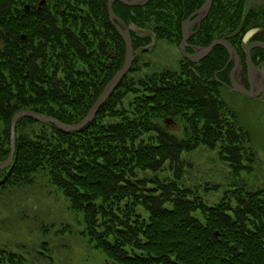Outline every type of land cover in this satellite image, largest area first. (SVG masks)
I'll return each mask as SVG.
<instances>
[{"label":"trees","instance_id":"16d2710c","mask_svg":"<svg viewBox=\"0 0 264 264\" xmlns=\"http://www.w3.org/2000/svg\"><path fill=\"white\" fill-rule=\"evenodd\" d=\"M42 1L0 0V162L10 155L17 112L77 124L125 61V43L109 21L107 0H46L39 8ZM203 4L115 3L132 37L131 70L79 132L32 118L18 121L14 159L0 171V204L15 190L46 179L82 216V236L112 264H264V186L248 181L258 151L248 149L250 135L223 100L215 76L229 81L228 51L218 46L199 63L181 57L177 69L153 72H146L151 64L138 56L154 39L178 46L182 23ZM226 6L215 0L190 42L207 47L227 37L244 59L250 21L240 31V19L229 17ZM84 8L87 14L80 17ZM64 11L72 16L52 15ZM258 66L263 71L264 62ZM170 120L181 124L179 135L164 126ZM202 147L218 151L232 176L225 187L203 186L206 194L224 188L215 204L185 181L192 165L183 155ZM165 166L173 176L160 179ZM0 264L26 261L0 247Z\"/></svg>","mask_w":264,"mask_h":264},{"label":"rangeland","instance_id":"374dc122","mask_svg":"<svg viewBox=\"0 0 264 264\" xmlns=\"http://www.w3.org/2000/svg\"><path fill=\"white\" fill-rule=\"evenodd\" d=\"M85 11L84 8L81 12L83 15L73 14L85 17ZM55 15L72 16L66 11ZM145 50L146 53L138 56L143 62H150L151 67L146 72L177 69L181 60L178 47L166 41L154 39ZM222 98L235 111L240 126L247 129L251 138L248 149L254 151L255 147L258 151L256 163H259L254 164L253 175H242L245 178L250 176L248 181L264 186V98L253 101L225 90L222 91ZM164 126L177 135L182 128L179 122L172 120ZM183 160L192 165L185 170V181L187 178L188 184L196 186L200 194L210 200L209 204L219 201L224 188L221 192L210 189L206 194L203 187L207 185L212 188L215 184L225 187L226 179L232 177L228 163L220 159L219 152L202 147L184 154ZM166 166L162 173L157 174L160 179L173 176L172 170ZM139 176L155 177L145 172H139ZM137 211L147 218L142 207H138ZM83 230L82 216L69 209L68 201L49 186L46 179H40L33 187L15 190L5 196L4 204H0V247L23 255L26 264H112L82 236ZM44 242L48 245L43 250ZM42 252L44 256H41Z\"/></svg>","mask_w":264,"mask_h":264},{"label":"water","instance_id":"95a60500","mask_svg":"<svg viewBox=\"0 0 264 264\" xmlns=\"http://www.w3.org/2000/svg\"><path fill=\"white\" fill-rule=\"evenodd\" d=\"M150 1L151 0H108L107 8H108L110 22L118 30L126 46V58L124 64L119 69V71L112 77V79L107 83L102 93L98 97L97 101L90 109L87 116L77 124H72V125L65 124L51 116L42 115L31 110H22L17 112L14 115L11 123V138H10L11 152L6 161L0 162V171H3L7 167H9L14 159L16 153V127L20 119L32 118L37 120L38 122L50 123L53 124L57 129L68 133L79 132L94 120L100 108L106 103L108 98L117 89L124 76L130 71L134 61V51H133L130 31L126 26V24L124 23V21L114 13L113 6L116 2H120L129 7H141V6H145ZM213 2L214 0H206L201 8L198 9L196 12H194L183 23L182 25L183 39L180 44V50L182 51L183 56L186 57L188 60H190L193 63H199L202 60H204L206 57H208V55L213 51L215 47L217 46L224 47L228 51L230 56L228 64L231 62L234 64V67L231 71V82H232L231 87L233 91L237 93H241L250 98H258L263 89V78H262V73L252 62L251 52L254 48L264 49V42H252L248 45L246 51L247 74L250 82L249 90L246 89V86L242 78L243 68H242L241 58L235 47L229 41H227L226 39H217L214 40L208 47H202V46L192 47L188 43V40L194 35V33L192 32V28L195 27L196 25L200 26L202 21L207 18L212 8ZM45 3L46 1L44 0L43 2H41V5ZM254 33L255 32L252 30L246 33L243 39L245 44L249 42V40L252 38ZM190 47L195 49L194 54H189L187 52V48ZM235 75L238 76V81L235 80Z\"/></svg>","mask_w":264,"mask_h":264},{"label":"flooded vegetation","instance_id":"af4514ba","mask_svg":"<svg viewBox=\"0 0 264 264\" xmlns=\"http://www.w3.org/2000/svg\"><path fill=\"white\" fill-rule=\"evenodd\" d=\"M200 0H177V2H180V3H196V2H199ZM206 0H204L205 2ZM220 3L222 4H225L227 5L224 10L228 13L229 17L231 18H234V19H240V22H241V28H240V31L244 29V23L249 20L250 21V28L248 29V31L252 30L254 31L255 33L253 34L252 38L249 40V42L247 44L244 43L243 41V47L245 48V58L243 59L242 56L239 54L238 50V54L241 58V62H242V68H243V72H242V78H243V81H244V84L246 86V89H250V82H249V79H248V74H247V66H246V51H247V48H248V45L252 42H264V0H218ZM215 2V0H214ZM213 2V3H214ZM212 7H213V4H212ZM200 9V8H199ZM197 11V10H195ZM194 11V12H195ZM211 11H212V8L210 10V13L209 15L207 16V18L205 20L202 21L201 25L198 26L196 25L195 27L192 28V32L194 33V35L190 38L192 39L193 37L196 36V34L200 31L202 25H203V22L206 21L210 15H211ZM193 12V13H194ZM192 13V14H193ZM191 14V15H192ZM52 15H55V14H52ZM190 15V16H191ZM195 19V18H194ZM193 19V20H194ZM113 26V25H112ZM114 27V26H113ZM115 28V27H114ZM195 28H197V30L195 31ZM246 31L243 35V39H244V36L246 35V33L248 32ZM182 35H183V32H182ZM190 39L188 40V43L193 47V46H199L197 45L196 43H192L190 42ZM221 39H226L227 41L228 38L227 37H222ZM213 42V41H212ZM230 42V41H229ZM181 44V43H180ZM180 44L176 47H178L179 51H180ZM201 46V45H200ZM187 48V52L189 53L188 50H191V53L189 54H194L195 52V49L194 48ZM205 47V46H204ZM218 47V46H217ZM222 47V46H220ZM224 48V47H223ZM261 50L264 52V49L262 48H254L251 52V59H252V62L254 63V65L258 68V70L262 73V78H263V89H262V92L260 94V96L254 100H261L264 98V72L262 71L261 68H259L258 65L262 64V62H264V55H262L261 53ZM212 53V52H211ZM210 53V54H211ZM209 54V55H210ZM181 55L182 52H181ZM208 55V56H209ZM183 57V56H182ZM186 58V57H185ZM187 59V58H186ZM190 61V60H189ZM229 61V60H228ZM107 63H110V61H107ZM232 63V62H231ZM229 63V64H231ZM228 62H227V65L226 67L224 68V70L227 68V66L229 65ZM233 64V63H232ZM234 66V65H233ZM101 70L105 73L104 71V68L102 67ZM223 71V70H222ZM220 71V72H222ZM217 75H218V72L215 74L216 76V79L219 83L222 84V89L225 90V91H228L230 93H233V94H236V95H239V96H244V97H247L241 93H237L235 91H233L232 87H231V71L229 72V81L226 82L224 80H220L217 78ZM101 78L103 79V75H101ZM235 80L238 81V76L235 75ZM247 98H250V97H247Z\"/></svg>","mask_w":264,"mask_h":264}]
</instances>
